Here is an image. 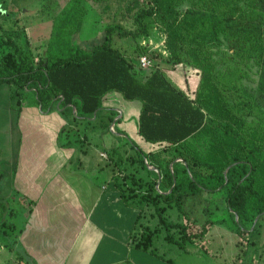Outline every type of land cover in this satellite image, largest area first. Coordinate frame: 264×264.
Segmentation results:
<instances>
[{
  "label": "trees",
  "instance_id": "obj_1",
  "mask_svg": "<svg viewBox=\"0 0 264 264\" xmlns=\"http://www.w3.org/2000/svg\"><path fill=\"white\" fill-rule=\"evenodd\" d=\"M199 17L210 19L214 28L223 33L234 28L231 19L197 10H188L179 16L163 0H150V6L133 14L132 29L120 24L109 25L103 39L90 45L71 41L80 23L72 14V5L68 4L54 20L45 52L36 62L28 43L23 49L15 42L17 35L9 36L3 31L0 37V85L9 86L10 108L19 114L29 95L33 97L32 104L41 111L50 113L56 107L66 121L58 132L57 145L74 149L68 161L72 165L79 166L80 162L77 155V145L81 147L80 132L83 141H87L92 132L101 135L111 132L109 126L116 112L103 107L108 94L115 93L126 102L140 103L137 133L145 142L162 145V148L145 153L132 140L124 139L128 147L124 149L117 140H112L110 151L107 150L112 171L110 180L123 203L138 210L127 239L128 248L150 254L167 264L174 262L155 251L154 236L164 230L167 242L184 249L193 240L205 237L213 224L206 221L196 229L184 208L186 197L202 192L225 193L237 236L247 243L248 225L254 230L264 216V183L260 190V181L257 182L259 176L264 179V149L249 144L227 122L213 118L210 112L213 107L205 100L192 96V92L179 90L163 75L161 69H167L169 63L172 66L182 63L181 54L174 51L166 58L149 56L152 65L143 70L138 63L140 56L133 61L115 47L114 35L131 40L147 38L152 20L173 31L179 28L181 21ZM247 29L246 33L264 38L262 27ZM168 38L169 52H172L173 45ZM261 50L258 90L264 93V42ZM200 75V85H208L209 93L216 91L220 95L213 84L215 76L211 77L208 72ZM115 126L116 123L113 130L120 133ZM206 136L215 143L223 137L234 139L236 145L216 143L224 153L222 169L196 156L197 144ZM173 147L175 154L170 152ZM80 152L86 154V151ZM146 164L156 172L148 170ZM142 169L149 173L146 180L139 176ZM0 209H4L1 202ZM170 211H175L176 220L170 218ZM145 213L149 218L144 223Z\"/></svg>",
  "mask_w": 264,
  "mask_h": 264
},
{
  "label": "rangeland",
  "instance_id": "obj_2",
  "mask_svg": "<svg viewBox=\"0 0 264 264\" xmlns=\"http://www.w3.org/2000/svg\"><path fill=\"white\" fill-rule=\"evenodd\" d=\"M163 1L175 9L179 16L188 10L203 11L233 20L231 25L234 28L223 33L219 28H214L210 19L199 17L185 19L177 25L179 28L170 31L152 20L147 38L131 40L120 39L114 35L115 47L133 61H137V58L142 55L148 57L160 55L166 58L170 57L174 51L181 54L182 63L173 66L169 63L170 66L168 65L167 69H161L163 75L179 90L188 94L192 92V96L205 100L213 107L210 111L213 118L227 122L249 144L259 145L261 149H264V93L258 90L261 74L259 56L264 38L262 39L259 34L246 33L247 28L252 26L262 27L264 30V0ZM68 4L72 5V14L80 23V28L73 34L71 41L79 45H90L103 39L104 30L109 25L120 24L128 30L132 29L133 14L140 8L150 6V0H0V37L3 31H6L9 36L17 35L15 42L23 49H26L25 43H28L36 62L45 52L54 20ZM167 38L173 45L172 52H169ZM206 72L210 73L211 77L215 76L216 81L213 84H216L214 86L218 88L220 95L216 91L209 93L208 85L205 87L200 85V74ZM32 98V95H29L25 103L29 107H39L32 104ZM120 101L121 105L127 109V115L124 118L127 117V132L131 136V131L137 124L136 114L140 103L126 102L121 97ZM9 102V86L1 84L0 149L3 147L6 149L7 144L10 143L11 151H13L18 146L19 135L14 130V120L11 121L4 110ZM121 122L123 123L124 120ZM118 125L117 123L115 126L116 130ZM110 133L103 136L99 134L96 137H94L95 134L89 133L87 142L83 141L82 132H80L81 147L77 145L79 152L87 151L90 144L94 145V150L89 149L91 160L93 157L94 162H100L106 174L111 169L106 167L109 161L107 150L110 151L111 144V140L107 141V139L113 138V140L125 142L116 132V135ZM130 136L124 137L130 140ZM99 139H104L105 149ZM203 139L197 144L199 147L195 151L196 156L199 160L208 161L222 169L225 158L218 145L221 146L222 143L225 146L236 145L234 139L223 137L217 140L218 145L208 136ZM120 148L128 147L125 143H121ZM129 151L133 152L130 149ZM80 155L83 160L90 159V157H84V153L80 152ZM0 163V165L6 164L3 162V154ZM70 168L75 169L73 165ZM6 170L10 172L6 166L0 167V176L11 175L7 174ZM84 174L87 177L92 176L91 171ZM106 174L98 173L96 179L103 182ZM139 176L146 180L149 173L142 169ZM91 179L94 180V178ZM258 181H260L258 184L261 190L264 179L259 176ZM15 188L16 186L14 192H10L6 198L0 190V202L4 205V209H0V240L9 247L14 245L13 238L23 226L28 213L26 211L32 207V204L24 200L20 193L15 192ZM184 208L196 229L206 221L213 224L205 237L193 240L192 243L185 245L184 249L167 242L164 239L165 232L161 230L152 241V247L159 255L172 260L174 264H264V216L254 230L249 229L248 225L246 238L249 243H247L237 236L225 203V193L202 192L186 197ZM170 214V218L176 220L175 211H170ZM148 216L149 214L145 213L144 223ZM153 223H151L152 226ZM19 251L22 249L14 248L13 253L16 256L14 254L13 260L14 257L16 259L22 257L18 254ZM139 253L141 257L138 254L132 255L137 264H167L150 254ZM10 256L11 254L9 258ZM25 261L27 264H32L27 258ZM0 264L4 263L0 262ZM126 264L131 263L128 261Z\"/></svg>",
  "mask_w": 264,
  "mask_h": 264
},
{
  "label": "crops",
  "instance_id": "obj_3",
  "mask_svg": "<svg viewBox=\"0 0 264 264\" xmlns=\"http://www.w3.org/2000/svg\"><path fill=\"white\" fill-rule=\"evenodd\" d=\"M117 95L108 94L103 107L116 112L109 126L111 134L116 135L113 126L118 123V137L125 139L124 136H130L127 132V117L124 118L127 109L121 105ZM4 110L7 117L14 120V130L19 138L15 150L11 151L10 143L6 149H0V161L3 154V162L6 163L0 167L6 166L10 171L6 170V173L11 174L0 176V190L6 198L16 186L15 192L31 202L32 207L26 211L28 213L23 226L13 238L14 245L9 247L0 240V262L27 264V258L32 264H126V261L137 264L132 255H142L140 251L128 248L127 239L138 210L123 203L110 180L111 169L106 174L100 162H94L93 157L91 160L89 149L94 150V145H88L89 149L83 155L90 159H81L79 152V166L73 164L75 169H71L72 164L68 161L74 149L57 145L58 132L66 121L56 107L48 113L41 111L40 107H29L24 103L17 114L10 108L9 102ZM99 134L91 133L94 137ZM131 136L130 140L145 153L162 148V145L145 142L137 133V124ZM99 141L103 147L104 139ZM121 143L124 141H117L119 146ZM170 152L175 154V147ZM107 163L106 167L110 168V162ZM84 171H91L92 176L87 177ZM98 173L106 174L103 182L96 179ZM16 247L22 249L23 252L18 253L22 257H14L13 260Z\"/></svg>",
  "mask_w": 264,
  "mask_h": 264
},
{
  "label": "built area",
  "instance_id": "obj_4",
  "mask_svg": "<svg viewBox=\"0 0 264 264\" xmlns=\"http://www.w3.org/2000/svg\"><path fill=\"white\" fill-rule=\"evenodd\" d=\"M138 63L141 69L145 70L151 67V60L148 56L142 55L138 58Z\"/></svg>",
  "mask_w": 264,
  "mask_h": 264
},
{
  "label": "water",
  "instance_id": "obj_5",
  "mask_svg": "<svg viewBox=\"0 0 264 264\" xmlns=\"http://www.w3.org/2000/svg\"><path fill=\"white\" fill-rule=\"evenodd\" d=\"M231 166H232V165L228 166V167L225 169L224 174L227 172V170H228ZM147 167H148V168H151L152 170H155V171H156V169L153 168V167H149L148 165H147ZM170 167H171V165H170ZM258 218H259V216H257V217L254 219V221H253V225L257 222ZM235 220L237 221V217H236V216H235Z\"/></svg>",
  "mask_w": 264,
  "mask_h": 264
}]
</instances>
